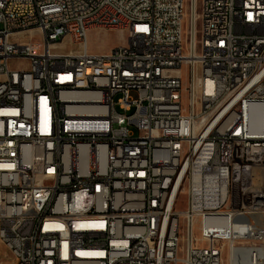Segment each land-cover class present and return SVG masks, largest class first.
<instances>
[{"label":"built area","instance_id":"1","mask_svg":"<svg viewBox=\"0 0 264 264\" xmlns=\"http://www.w3.org/2000/svg\"><path fill=\"white\" fill-rule=\"evenodd\" d=\"M93 31L127 37L96 55ZM0 242L11 264H264V0H0Z\"/></svg>","mask_w":264,"mask_h":264},{"label":"rangeland","instance_id":"2","mask_svg":"<svg viewBox=\"0 0 264 264\" xmlns=\"http://www.w3.org/2000/svg\"><path fill=\"white\" fill-rule=\"evenodd\" d=\"M127 35L121 34L117 31H93L88 35V49L91 54L102 55L110 52L111 49L121 46L125 43ZM28 38V37H27ZM40 37H36V42H39ZM78 47L72 45L69 41L65 40L63 44L55 47L54 51L62 54L77 51ZM19 66H26L25 62L12 63L13 68ZM181 209H185V204L181 203ZM198 232V230H197ZM12 258L7 248L0 242V264H11Z\"/></svg>","mask_w":264,"mask_h":264},{"label":"bare ground","instance_id":"3","mask_svg":"<svg viewBox=\"0 0 264 264\" xmlns=\"http://www.w3.org/2000/svg\"><path fill=\"white\" fill-rule=\"evenodd\" d=\"M183 224H191V216H184ZM235 225H242V218H235ZM215 259H222V252H215Z\"/></svg>","mask_w":264,"mask_h":264}]
</instances>
